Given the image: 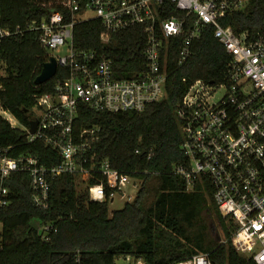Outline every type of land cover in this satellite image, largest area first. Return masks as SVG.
<instances>
[{
	"label": "trees",
	"instance_id": "obj_1",
	"mask_svg": "<svg viewBox=\"0 0 264 264\" xmlns=\"http://www.w3.org/2000/svg\"><path fill=\"white\" fill-rule=\"evenodd\" d=\"M166 7L167 16L183 15L170 4ZM51 10L68 17V0H0V25L24 26ZM219 21L235 33H254L264 27V0H249L244 11L227 14ZM183 37L170 40V66L175 65ZM72 42L75 50L107 55L118 79L131 78L146 63V35L140 26L107 32L98 20L89 19L74 26ZM229 58L208 25L192 42L186 61L169 73L165 96L159 101L147 104L142 111L120 113L94 111L79 104L74 132L97 128L89 154L137 179L134 198L121 209L109 211V200L88 198L87 185L101 182L100 176L93 175L83 183L63 174L50 183L48 207L39 209L31 202L27 175L12 173L4 180L10 202L0 209V264H78L77 257L80 264H114L116 257L124 254L139 256L147 264H173L199 253L207 254L211 264H254L232 246L234 225L218 212L209 183L196 182L187 191L184 180L174 173L185 160L175 106L193 81L222 80ZM46 59L47 51L34 32L2 43L0 105L24 128L34 118L36 97L51 91L54 78L34 84ZM61 71L58 68L56 76ZM0 148H8L13 158L32 155L45 166L60 162L58 153L43 139L28 142L25 131L11 128L1 117ZM46 224L55 232L44 241L38 226ZM217 227L222 237L215 236Z\"/></svg>",
	"mask_w": 264,
	"mask_h": 264
},
{
	"label": "built area",
	"instance_id": "obj_2",
	"mask_svg": "<svg viewBox=\"0 0 264 264\" xmlns=\"http://www.w3.org/2000/svg\"><path fill=\"white\" fill-rule=\"evenodd\" d=\"M248 2L68 0V17L51 10L24 26L0 25V54L5 39L34 32L47 51L46 62L50 57L56 62L51 91L35 99L33 119L37 124L33 134L1 105L0 117L11 128L25 131L28 142L43 139L60 156L58 164L45 166L37 157L23 154L13 158L8 155V148H0V209L10 202L4 180L15 172L27 175L31 202L39 209L48 207L50 183L63 174L73 175L83 183L93 175L100 176L101 182L86 187L91 201L110 202L116 195L130 200L123 189L131 178L111 167L107 160L97 161L89 154L91 143L97 139V128L74 132L78 105L120 113L142 111L147 104L159 101L165 96L169 73L186 61L192 42L210 25L213 36L229 54V63L222 80L193 81L175 106L185 160L174 168V173L184 180L187 191L196 182L209 183L218 212L234 225V249L254 264H264V27L254 33H235L231 26L219 21L227 14L244 11ZM167 4L183 15L167 16ZM89 19L98 20L107 32L143 27L144 68L131 78L118 79L107 55L75 50L73 28ZM181 35L184 37L177 48L175 65L170 66V40ZM61 51L64 55H58ZM58 68L62 71L56 76ZM220 90L223 93L216 99ZM38 232L47 241L55 229L49 224L39 225ZM116 259L122 264H147L133 254ZM76 262L80 264L79 257ZM173 264L211 263L207 254L199 253Z\"/></svg>",
	"mask_w": 264,
	"mask_h": 264
},
{
	"label": "rangeland",
	"instance_id": "obj_3",
	"mask_svg": "<svg viewBox=\"0 0 264 264\" xmlns=\"http://www.w3.org/2000/svg\"><path fill=\"white\" fill-rule=\"evenodd\" d=\"M58 55H64V51H61ZM3 73H4V70L0 66V74H3ZM222 93L223 92L221 90L217 91V93L215 95V98L216 99L219 98L222 95ZM79 186L82 187V185H79ZM138 187H139V181L137 179H132L131 178L129 183L123 189L125 194L128 195L129 197H131L130 200L127 197L121 198L120 196L116 195L113 198V200L108 203L109 211L121 209L125 202L131 201L134 198V195H135ZM215 236L217 238L222 237L221 236V231H220V229L218 227L215 228ZM115 262L118 263V264H122V261L120 259H115Z\"/></svg>",
	"mask_w": 264,
	"mask_h": 264
},
{
	"label": "water",
	"instance_id": "obj_4",
	"mask_svg": "<svg viewBox=\"0 0 264 264\" xmlns=\"http://www.w3.org/2000/svg\"><path fill=\"white\" fill-rule=\"evenodd\" d=\"M56 72V62L53 57L49 58V61L45 62L42 65V68L40 70V73L35 77L34 84L40 85L42 83L47 82L50 80ZM37 121L35 119H32L29 122V133L33 134L35 132Z\"/></svg>",
	"mask_w": 264,
	"mask_h": 264
}]
</instances>
